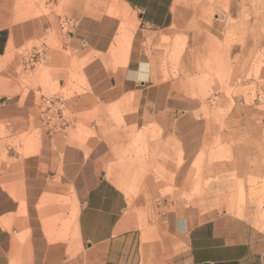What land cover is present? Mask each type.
I'll use <instances>...</instances> for the list:
<instances>
[{"label":"crops","instance_id":"1","mask_svg":"<svg viewBox=\"0 0 264 264\" xmlns=\"http://www.w3.org/2000/svg\"><path fill=\"white\" fill-rule=\"evenodd\" d=\"M14 1L0 0V59L9 60L0 71V264H264V230L252 219L254 208L240 212L236 204L227 208L216 202L222 198L217 181L264 179L260 100L248 104L244 96H230L227 115L209 114L188 84L194 73L191 58L178 78L165 80L146 49V39H169L152 33L186 21L189 42L224 39L226 20L198 22L197 30L180 8L190 5L186 0H117L138 13L139 27L127 33V63L114 70L108 54L119 17L94 14L82 0H71L66 25L58 19L56 28L47 16L24 7L23 0L16 9L26 16L16 18ZM241 1L229 4V17L241 27L242 8H249L245 36L251 39L252 29L260 28L256 24L264 23L253 8L264 4ZM53 32L70 57L44 43ZM249 45H234L231 60H247ZM39 50L47 57L54 54L57 61L49 69L58 72L53 81L61 89L71 63L85 80L81 93L69 99L55 95L69 125L53 135L42 121L44 87L21 80L41 64L42 59L34 68L28 65ZM215 98L224 107L229 102L220 92ZM78 124L91 135L83 143L67 134ZM201 157H206L204 181L214 182L207 196L211 202L187 205L183 195L192 192L194 164ZM60 199L75 204V238L62 235L70 212L56 203Z\"/></svg>","mask_w":264,"mask_h":264},{"label":"rangeland","instance_id":"2","mask_svg":"<svg viewBox=\"0 0 264 264\" xmlns=\"http://www.w3.org/2000/svg\"><path fill=\"white\" fill-rule=\"evenodd\" d=\"M82 1L84 4H86V9L89 12L99 15L106 14L110 17L117 18L114 13L115 3L117 0ZM186 1H188L190 5L184 4L180 6V8L181 10L185 11L188 16H190L188 20H192L193 22L191 23L190 27L193 25L195 27L198 22L211 24L220 17L221 20H226L224 23V25H226V29L228 30L226 37L221 40L209 37L203 40L194 39L192 42H189L186 28L187 21L184 23L180 22L179 24L174 25L173 28L164 32L152 33H164L169 35V39H162V41L160 38H154V40L151 42L146 39L147 54L153 67H157L159 72H161L163 75V79L165 80L170 78H178L185 68V62L187 58L190 57V64L194 70V73L189 77L188 84L191 87V91L193 92L192 96L200 97L204 101L206 105V112L213 115H227L232 109L231 106L233 104L229 97L244 96L248 104H252L256 100H262L257 110L261 114H264V91H261V89H264V23L256 24V26H259L260 28L257 30L256 28L252 29L253 37L251 39H247L245 35H247L248 30H250V24L248 23V20L250 19L249 8H242L243 17L241 19L244 20V23L241 27L239 23L237 24V21H234L231 19V17H229L231 8L229 4L241 3V0ZM254 1H256L257 4H264V0ZM18 2V0L14 1V12L16 18H22L26 15L25 13H23L24 15L19 14L18 9H16ZM22 3L24 7L34 10L36 15L47 16L57 28L58 19H61L62 23L66 25L65 20L70 16L69 11L72 1L23 0ZM193 3L197 5L199 3V6L194 8L191 5ZM253 9V13L258 18L264 16V7H255ZM118 19L120 21L118 35L116 36L114 44L108 54V65L114 70L120 67L123 68L121 65L123 64V61H125V63L128 61L131 48V39L129 38L130 35L128 36L127 33L133 34L135 32L139 21V16L138 13L134 11L131 14V21L129 20L130 18L127 20L128 22L120 18ZM236 25L242 29H238L240 33L239 31H237L238 33H234V31H232L234 29L233 27ZM123 28L126 30L128 40L125 43L117 44V49L114 50L113 47L115 46V41L119 34L121 36V30ZM199 28L200 27H195L197 30H199ZM66 29L67 27H65V31ZM198 34L202 35L206 33ZM236 34H238L239 37L235 36ZM185 38L186 44L184 40ZM44 43L52 51L59 50L63 52L62 39L56 32L50 34ZM250 43H252L253 46L251 49V54L247 60H231L230 52L234 45H239L242 46L243 49H246L250 46ZM38 46L41 47V44H38ZM63 53L70 57V53ZM56 61L57 60L53 53L48 57L46 56V60H42L41 64L36 66L37 68L34 74L29 71L28 77H25L24 75L21 76V80L24 85H31V81L35 80V82L37 81L39 85L44 87V94L46 96L62 95L65 99H69L75 93H81L83 91V87L85 86V80L81 73V69L74 65V63L69 64V60L65 59L64 62L69 64L67 70L65 71L68 74V81L67 86L64 89H61L59 87V83L53 81V74L58 72L49 69ZM8 63L9 60L0 59V71L3 70ZM244 68H247L248 70L246 74L242 73V69ZM22 71L23 69L21 68V74ZM251 80L255 83L252 84L251 87H248V83ZM217 92H220V94L226 96L229 100L225 107L223 104H221L223 102H219V98H215ZM65 115L68 116V113H65ZM67 134L70 135L73 141L79 143H83L86 138L91 136L90 133L85 131V127L82 124H78L75 127V130L73 128L68 130ZM212 159L217 160L219 158L218 156H215ZM205 161L206 157H201L194 164V169L197 170V174L195 176L196 183H194L192 186V192L188 196L183 195L187 205L208 206L209 202H211L207 196L212 193L214 182L204 181L203 165ZM234 178V175L230 177V179ZM228 180L229 179L223 181L222 179L220 182L217 181V194L222 196V198L217 199V205H224L227 208H230V206L232 207L236 204L240 212H245L253 207L255 215H253L252 219L258 228H263L264 230V179L261 181L259 178H252L246 184H244V182ZM167 193L174 194L173 191H169ZM165 194L166 193H163L162 196ZM56 203L62 209L68 208L70 212L69 221L64 224L65 226L64 230H62V235L66 236L67 238H75V234L71 231V228L74 224L72 212L75 204L69 199H60L56 201ZM240 216L243 217L242 215Z\"/></svg>","mask_w":264,"mask_h":264},{"label":"built area","instance_id":"3","mask_svg":"<svg viewBox=\"0 0 264 264\" xmlns=\"http://www.w3.org/2000/svg\"><path fill=\"white\" fill-rule=\"evenodd\" d=\"M42 59H46L45 51L39 50L35 54L31 55L28 60L29 67H35L37 62ZM59 101L58 96H46L42 104L43 108V119L46 127L49 128L51 135L57 131H61L68 127L67 117L63 110L57 106ZM262 100H260L261 102Z\"/></svg>","mask_w":264,"mask_h":264},{"label":"bare ground","instance_id":"4","mask_svg":"<svg viewBox=\"0 0 264 264\" xmlns=\"http://www.w3.org/2000/svg\"><path fill=\"white\" fill-rule=\"evenodd\" d=\"M115 1V0H114ZM115 10V16H117V17H119V18H121V19H123V20H128L129 18V20L131 21V9L129 8V7H127L126 5H122L120 2H116L115 3V8H114ZM128 22V21H127ZM126 24V23H125ZM122 34H121V36H119L117 39H116V41H115V44L117 45V44H122V43H125V42H127V40H128V37H127V35H126V30L123 28L122 30ZM125 33V34H124ZM130 45V44H129ZM118 46V45H117ZM52 96H54V95H52ZM57 106L58 107H60L62 110L64 109V107H62V106H60V104L58 103L57 104ZM65 113L67 114V112L65 111Z\"/></svg>","mask_w":264,"mask_h":264}]
</instances>
